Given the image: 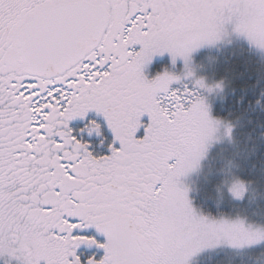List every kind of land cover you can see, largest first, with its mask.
I'll use <instances>...</instances> for the list:
<instances>
[{
    "label": "snow or ice",
    "instance_id": "snow-or-ice-1",
    "mask_svg": "<svg viewBox=\"0 0 264 264\" xmlns=\"http://www.w3.org/2000/svg\"><path fill=\"white\" fill-rule=\"evenodd\" d=\"M236 40L264 56V0H0V264L264 257V217L238 210L264 207V119L243 165L204 177L228 210L187 182L264 114V72L238 95L243 73L197 62Z\"/></svg>",
    "mask_w": 264,
    "mask_h": 264
},
{
    "label": "trees",
    "instance_id": "trees-1",
    "mask_svg": "<svg viewBox=\"0 0 264 264\" xmlns=\"http://www.w3.org/2000/svg\"><path fill=\"white\" fill-rule=\"evenodd\" d=\"M210 51V52H209ZM206 52L210 53L216 58L218 62V66L215 67L212 71H216L218 76H223L226 70L233 69L238 73H243V77L241 81H237V94L239 95V86L247 84L256 83L259 76L264 72V69H261V66L264 65V59L261 57L259 52H250L247 44L244 41H236L231 44L227 43L221 49H209ZM232 79L231 75L228 77ZM251 94V90H249ZM225 99L222 101L219 97L215 102H213L217 113L221 116L227 114V111L231 108L234 113L233 119L236 115L240 114V108L233 106L234 97L231 95V88H227L223 93ZM257 117L260 119H264V114H261L259 109L252 114L253 124H247V119L241 121V125L237 126V129L234 133V144H228V146L220 153L218 156H221L223 162L229 159L233 160L235 164H244V156L247 151H249L253 147V142L259 143L256 139L255 134H253V141L250 142L247 139V132L254 126ZM246 125V127L244 126ZM239 153V155H236ZM218 158V157H217ZM217 162H213L214 165H217ZM213 174H215L216 170H211ZM212 179V177H210ZM207 187L209 194L212 196V199L220 204V210L225 211L231 207L229 197L226 193L221 197L220 194L212 191L211 185H203L202 187L196 189L194 195L197 194V190H200L201 195L197 196L198 202H202L201 196L203 195L204 188ZM210 207V205H205L206 210ZM215 211V208H212ZM245 214H247L250 219L258 220L261 217H264V207H257L255 204L244 206L238 209ZM247 253V252H246ZM246 256V257H245ZM254 258L251 261V264H254V261H257L259 264H264V257H257L250 254H244L243 259L247 260L248 258ZM206 259H203L199 262V264H206ZM249 260V259H248Z\"/></svg>",
    "mask_w": 264,
    "mask_h": 264
},
{
    "label": "rangeland",
    "instance_id": "rangeland-1",
    "mask_svg": "<svg viewBox=\"0 0 264 264\" xmlns=\"http://www.w3.org/2000/svg\"><path fill=\"white\" fill-rule=\"evenodd\" d=\"M241 41V40H236ZM233 41V42H236ZM227 43L221 45L219 49L223 48ZM212 48H206L202 50L199 55L197 56V62L203 63L205 67L209 70L208 75H211L212 70L218 66V62L216 61V58L211 55L210 53L206 52L207 50ZM217 49V48H213ZM210 52V51H209ZM261 55V54H260ZM261 57L264 59V56L261 55ZM165 67H167L170 71H173L169 58L167 56L158 59V57L155 59L153 65L151 66L149 70V75L154 76L153 73L156 74L157 71H162ZM220 97V94H217L213 96L212 103L215 102ZM228 142L225 140L222 143L218 144L215 148L212 149L211 153L209 154V157L207 160L203 162V168L199 175H194L188 179V183L193 188V194L195 193L196 189L202 187L205 185L204 177L209 174L211 170H218L224 166V162L221 156H218L222 151L228 146ZM218 157V158H217ZM218 160L217 165H214L216 160ZM214 162V163H213ZM248 254L246 252H240V251H233V250H221L220 252L213 253L212 255L218 258V264H251V260L254 258H248L247 260L243 259V255ZM246 257V256H245ZM203 259H206V257H202L198 259L197 264ZM254 264H259L257 261H254Z\"/></svg>",
    "mask_w": 264,
    "mask_h": 264
},
{
    "label": "flooded vegetation",
    "instance_id": "flooded-vegetation-1",
    "mask_svg": "<svg viewBox=\"0 0 264 264\" xmlns=\"http://www.w3.org/2000/svg\"><path fill=\"white\" fill-rule=\"evenodd\" d=\"M156 59V58H155ZM158 59H161L160 57H158ZM155 61V60H154Z\"/></svg>",
    "mask_w": 264,
    "mask_h": 264
}]
</instances>
